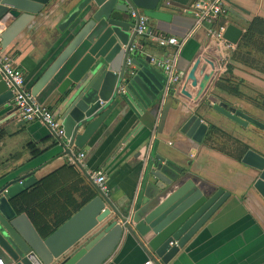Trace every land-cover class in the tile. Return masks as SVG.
I'll use <instances>...</instances> for the list:
<instances>
[{
  "label": "crops",
  "instance_id": "crops-1",
  "mask_svg": "<svg viewBox=\"0 0 264 264\" xmlns=\"http://www.w3.org/2000/svg\"><path fill=\"white\" fill-rule=\"evenodd\" d=\"M193 1L161 0L160 11L169 19L147 21L149 35L137 38L142 47L139 56L160 60L176 54L175 63L181 77L173 92L164 96L153 114L135 119L130 115L121 118L113 112L85 143L84 149L77 150L68 149L63 140L55 141L38 122H23L13 109L0 111V187L18 177L30 175L33 178L29 188L22 193V199L17 198L19 202H15L18 214L25 215L21 210L40 198L39 193L43 192L41 196L47 193L42 184L50 177L56 178L55 183L65 188L75 203L80 204L84 199L82 192L86 187L90 188L92 198L93 185L85 175L97 170L105 176L107 200L111 206L118 209L130 200L138 201L141 189L148 181V167L144 166V161L148 156L159 155L229 193L222 207L168 264H264V202L251 188L256 172L240 164L232 152L221 151L204 141L212 127V132L230 135L233 141L264 156V131L252 126L241 127L210 107L224 103L264 124V63L253 61L257 57L251 53L247 55L245 49L237 50L238 41L232 50H226L205 34L204 27H195L193 17L182 12ZM229 5L233 14L222 20L240 29V37L251 19L264 20V0H230ZM61 18V13L35 17L2 49L22 73L24 88L29 93L75 32L58 31ZM11 22V18L5 17L0 22V31ZM157 36L175 38L182 44L177 50L173 46L160 48L149 39ZM198 57L211 61L214 70L202 95L192 101L180 94V90ZM227 68H230L229 73ZM214 76L216 78L212 80ZM223 78L237 87V95L215 89L216 81ZM51 89L50 83L45 84L34 98L58 122L57 94ZM190 115L198 117L207 127L200 144L179 133ZM27 144L35 147L39 152L37 156H30ZM79 152L83 153V159L71 164L69 158ZM59 198V201L63 199ZM44 221L48 226L41 225L40 229L53 227L57 218L49 213ZM147 260L150 256L127 237L120 240L102 264H144Z\"/></svg>",
  "mask_w": 264,
  "mask_h": 264
},
{
  "label": "water",
  "instance_id": "water-1",
  "mask_svg": "<svg viewBox=\"0 0 264 264\" xmlns=\"http://www.w3.org/2000/svg\"><path fill=\"white\" fill-rule=\"evenodd\" d=\"M161 0H0V32L5 48L35 17L61 13L58 31L72 38L31 88V96L50 83L56 94V115L68 149H84L101 123L113 112L121 118L157 111L163 80L149 56H139L135 28L138 15L165 22ZM229 5L228 14L232 15ZM134 14V16L131 15ZM149 32V29L147 30ZM241 30L225 26L223 40L235 46ZM129 58V65L125 64ZM211 61L196 58L180 94L196 101L213 75ZM12 94L0 74V111H10ZM211 110L241 126L264 131V124L224 103ZM207 127L190 115L179 133L200 144ZM69 156V155H68ZM239 163L256 172L252 190L264 202V156L247 149ZM147 180L138 201L118 209L94 186V196L65 222L41 239L27 217L18 214L17 195L29 188L30 175L0 187L1 264H102L121 239L131 238L154 264H168L191 237L222 207L229 193L185 172L159 155L146 157ZM86 178L87 175H85ZM112 216V218H109ZM175 242V245L173 244ZM171 243V245H169Z\"/></svg>",
  "mask_w": 264,
  "mask_h": 264
},
{
  "label": "built area",
  "instance_id": "built-area-1",
  "mask_svg": "<svg viewBox=\"0 0 264 264\" xmlns=\"http://www.w3.org/2000/svg\"><path fill=\"white\" fill-rule=\"evenodd\" d=\"M229 1L230 0H194L188 8L182 10V12L188 13L193 17L195 27H204L205 34L219 42L226 50H232L233 48L231 44L222 38L226 26V23H224L222 19L228 14ZM131 15L134 16L133 13H131ZM146 35H149L147 32L146 18L142 15H138L135 36L139 38ZM149 39L156 43L160 48L173 46L177 50L182 44V42L179 43L175 38L157 36L149 37ZM175 61L176 54L160 60L149 59V62L160 71L163 80V96L172 93L175 86L181 80ZM125 64L129 65V58L126 59ZM0 74L4 79L6 86L11 91L12 97L10 100V106L17 116L23 122H38L49 132H52L56 138L61 139L63 131L59 123L52 117L51 113L44 106L39 104L24 88L22 73L12 65L10 56L2 53L1 46ZM82 159L83 153L79 152L74 157L69 158V162L71 164H77ZM87 177L90 183L99 192L105 196L107 195L105 176L101 171H92ZM173 244L175 245V242ZM169 245H171V243ZM144 264H152V262L151 260H147Z\"/></svg>",
  "mask_w": 264,
  "mask_h": 264
},
{
  "label": "trees",
  "instance_id": "trees-1",
  "mask_svg": "<svg viewBox=\"0 0 264 264\" xmlns=\"http://www.w3.org/2000/svg\"><path fill=\"white\" fill-rule=\"evenodd\" d=\"M236 48L237 50L245 49L247 55L251 53L253 56H256L257 58H254L253 61L264 63V20L259 18L251 19L248 22L244 33L239 38ZM229 71L230 68H227L226 72L229 73ZM214 87L216 90L223 91L229 95H237V87H233L231 85V82H229L225 78L218 79ZM212 130L213 128L209 127V133H207L204 138V141L210 143L211 145H213L212 135L216 134L212 132ZM219 135L224 137L223 134ZM233 144L235 145V151L234 155L232 154V156H234L235 159L239 161L241 155L248 148L235 140L233 141ZM26 149L28 150L31 157H35L39 153L32 144H27ZM222 150L224 149H221V151ZM55 180V177L46 179L42 184V189H46L47 193H45V195L43 196H41V193L43 192L39 193L40 198L30 203L23 210H21V212L25 213L32 226L35 227L36 233L41 239L47 237L53 230H55L58 226L65 222L73 213H75L80 207H82L87 201H89L92 196V192L89 187L83 188L82 194L85 197L84 199H82L80 204H77L71 199L70 194H67L66 189L59 184H56ZM38 190L40 191V189ZM24 192L25 190L17 195L19 201L24 196V194H22ZM59 197H62L63 199L59 201ZM67 207H69L70 210H67ZM49 213H52L53 216L57 218V222L51 225L53 227L40 229L39 226L41 225L48 226L44 219Z\"/></svg>",
  "mask_w": 264,
  "mask_h": 264
},
{
  "label": "rangeland",
  "instance_id": "rangeland-1",
  "mask_svg": "<svg viewBox=\"0 0 264 264\" xmlns=\"http://www.w3.org/2000/svg\"><path fill=\"white\" fill-rule=\"evenodd\" d=\"M216 78V76H214L212 78V80ZM226 79V78H225ZM229 81V80H228ZM224 126H227V125H224ZM229 126V125H228ZM232 129V128H231ZM226 135V134H225ZM224 137H222L221 135L219 134H214V138L212 140V144L215 145L217 148H221V149H224L228 152H232L234 154V148H235V145L233 144V141L230 137V135H226Z\"/></svg>",
  "mask_w": 264,
  "mask_h": 264
}]
</instances>
